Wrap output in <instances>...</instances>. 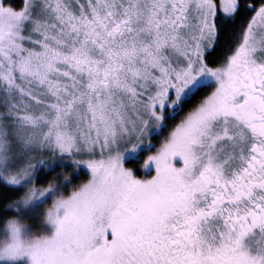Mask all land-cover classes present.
Returning a JSON list of instances; mask_svg holds the SVG:
<instances>
[{
  "label": "snow or ice",
  "instance_id": "snow-or-ice-1",
  "mask_svg": "<svg viewBox=\"0 0 264 264\" xmlns=\"http://www.w3.org/2000/svg\"><path fill=\"white\" fill-rule=\"evenodd\" d=\"M0 264H264V0H0Z\"/></svg>",
  "mask_w": 264,
  "mask_h": 264
}]
</instances>
